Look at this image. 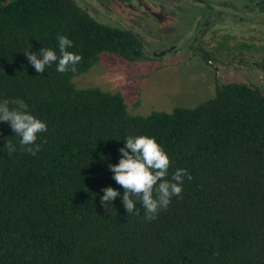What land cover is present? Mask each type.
Segmentation results:
<instances>
[{
	"label": "trees",
	"instance_id": "trees-1",
	"mask_svg": "<svg viewBox=\"0 0 264 264\" xmlns=\"http://www.w3.org/2000/svg\"><path fill=\"white\" fill-rule=\"evenodd\" d=\"M58 35L82 57L76 71L57 61L37 73L24 54L59 56ZM256 45L231 50L245 58ZM105 55L146 59L134 33L77 0H0V102L22 99L47 125L33 156L0 121V264H264V84L220 83L193 107L137 115L122 94L76 84ZM140 135L164 148L167 179L178 168L192 177L152 221L139 202L127 214L109 169ZM107 187L120 195L104 207Z\"/></svg>",
	"mask_w": 264,
	"mask_h": 264
},
{
	"label": "rangeland",
	"instance_id": "rangeland-1",
	"mask_svg": "<svg viewBox=\"0 0 264 264\" xmlns=\"http://www.w3.org/2000/svg\"><path fill=\"white\" fill-rule=\"evenodd\" d=\"M155 1L161 0H131V10L136 5H152ZM186 1L181 5L183 12L187 13L183 16H187L189 20L178 25L172 24L168 29L162 26L164 30L156 29L150 34L145 29L136 31L144 42L146 60L130 63L117 56H102L89 73L76 79V84L79 87L98 86L104 91L122 94L128 109L137 115H145L152 111H169L175 107H193L211 97L215 86L220 83L251 82L255 85H263L264 15H261L263 16L261 20L258 19L259 14L264 13L263 9L261 11L258 9L261 0L248 2L249 5H241L246 3V0H218L220 4H229L228 18L236 19L241 15L249 20L232 23L234 27L225 24L224 29L214 28L220 19L216 21V18L210 20L208 17H203L206 16L205 11L198 12V8L192 4L191 0ZM90 3L94 6V14L101 16L100 13L103 11L100 8L101 0ZM233 3L241 5V10H234ZM99 8L100 10L97 11ZM219 10L225 11L224 8ZM208 11L211 17L213 12L210 8ZM120 13L114 15L116 18L118 15L117 19L112 17L105 20L132 30L133 27L135 28L134 23L141 22L133 17V11H129V14ZM197 13L204 14L202 18H198ZM252 22L258 25L252 26L254 25ZM194 23H200L197 24L200 31L196 33L193 29L196 35L188 33ZM243 23L247 25L240 30V24ZM165 39L167 40L163 41ZM222 41L226 43V51L217 53L216 47ZM252 41L262 47L256 45L259 49L253 56L245 54L244 58L243 55L239 56L231 50L237 43ZM193 45L194 47L189 49ZM180 48L185 51L182 55L176 53ZM203 52L210 53V58H217L219 63H227L229 66L219 65L210 58L208 60L212 64L207 63L203 59Z\"/></svg>",
	"mask_w": 264,
	"mask_h": 264
},
{
	"label": "clouds",
	"instance_id": "clouds-1",
	"mask_svg": "<svg viewBox=\"0 0 264 264\" xmlns=\"http://www.w3.org/2000/svg\"><path fill=\"white\" fill-rule=\"evenodd\" d=\"M57 39L59 56L52 49L46 48L40 50L39 59L36 53L24 54L37 73H44L46 67L57 61V72L76 71L82 57L66 50L73 46L72 40L64 35H58ZM10 104L16 107L10 108ZM0 121L8 123L21 138L19 143L23 150L33 156L40 151L36 141L40 133L47 131V125L29 113L28 105L22 99L0 102ZM124 145L119 149L122 154L119 162L109 165L110 171L114 173L112 178L123 189L122 203L127 214L138 215L136 204L139 202L145 209V219L152 221L160 210L168 207L173 196L182 193L184 178L191 180L192 177L187 170L178 168L171 180L167 179L171 160L155 138L128 136ZM4 148L9 154L16 151L10 142H6ZM103 193L100 203L104 207L108 204L112 206L114 199L120 195L112 187L104 188Z\"/></svg>",
	"mask_w": 264,
	"mask_h": 264
},
{
	"label": "flooded vegetation",
	"instance_id": "flooded-vegetation-1",
	"mask_svg": "<svg viewBox=\"0 0 264 264\" xmlns=\"http://www.w3.org/2000/svg\"><path fill=\"white\" fill-rule=\"evenodd\" d=\"M77 1L93 18L97 19L98 21H100L102 23H107V24L111 25L112 27L123 29V30H129L132 33H134L141 40V42L143 44V52H144L145 56H146V48L144 46L143 40L137 35V32H136L137 30L138 31H141V30L144 31V29H145L150 34L151 31L155 32L156 29H160V30H164L166 28L168 29L172 26V24L176 23V25H178L179 23H181L183 21L189 20V18H187V16H183V15H187V13L183 12V9H182L183 7L181 5V3H183V2H187L186 0H167V1L161 0L160 2H156V1L153 2L152 5H149L150 2L148 1V3H149L148 5L139 4V5L134 6V8L132 10H131V8H132L131 0H101L100 8L103 9V11L100 13L101 16H97L94 14V12H95L93 10L94 6L92 5V3H90L93 1L97 2V0H77ZM113 1H115V2H113ZM253 1H255V0H246V3H242L241 5H245V4L249 5L250 3H248V2H253ZM191 2L194 6H196L198 8V12L199 11L200 12H204V11L206 12V16L205 15L203 16L204 13H201V14L197 13L198 18H202V16H203V17H208L210 20H211V18L212 19L216 18V21L218 19H220V21L216 22V24L214 25L215 29H220V28L224 29L225 24L233 26L232 23L249 21L248 18L243 17L241 15L237 16L236 19L228 18V14H227V12L229 11V7H228L229 4L228 3H225V5L220 4L218 2V0H191ZM241 5H239L237 3L232 4L234 10L236 9L237 11L241 10V8H240ZM258 7H259L258 8L259 11H261V9L264 10V8H262V7H264V0L260 1V6H258ZM100 8L97 9V11L100 10ZM153 8H156V9H153ZM208 8H210L213 12V15L211 17H210ZM221 8H224L225 11H222V10L218 11V9H221ZM118 10L120 12H125L127 14H129V11H131V12L133 11L134 12L133 17H135V19L140 20L141 22L140 23H134L135 28L133 27V30H132L129 28L126 29L125 27L117 26V25L113 24V22L110 23L107 20H105V19H111L112 17H115L114 15L116 13L121 14L120 12H118ZM259 15H258L259 16L258 19L261 20L263 17L261 15H264V13L259 14ZM116 16L118 18V15H116ZM235 20H237V21H235ZM197 24H200V23L192 24L191 25L192 26L191 31H188V33L193 34L194 33L193 29H195L196 33H197V31H200L197 28ZM252 24H254L252 26L258 25V23H254V22H252ZM138 25H142L143 27L138 26ZM246 25L247 24H245V23L240 24V27H241L240 30L243 29ZM162 26L164 27V29H162ZM196 33H194V35H196ZM205 34L206 33H204V35ZM263 34H264V32H263ZM167 39H165L163 41H166ZM197 41L200 42L199 38H197ZM194 45L192 47H190L189 49H192L194 47ZM250 50H252V49H250ZM255 51H258V50L248 51L247 53H248V55L253 56ZM184 52L185 51H183L181 48L176 51V53H179L181 55ZM217 53H220V51H217ZM209 54L210 53L203 52L202 53L203 59L206 60L207 63L212 64L211 61L205 59L208 57L210 58ZM216 63H219V62L217 61ZM219 65L229 66L227 63H225V64L219 63Z\"/></svg>",
	"mask_w": 264,
	"mask_h": 264
}]
</instances>
